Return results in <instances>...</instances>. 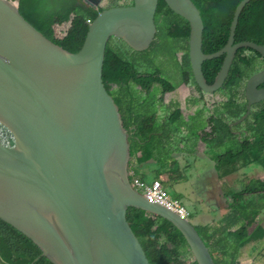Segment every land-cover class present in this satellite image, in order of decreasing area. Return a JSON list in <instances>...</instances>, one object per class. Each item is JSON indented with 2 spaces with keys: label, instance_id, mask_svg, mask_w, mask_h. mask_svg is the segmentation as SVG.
I'll return each instance as SVG.
<instances>
[{
  "label": "water",
  "instance_id": "water-1",
  "mask_svg": "<svg viewBox=\"0 0 264 264\" xmlns=\"http://www.w3.org/2000/svg\"><path fill=\"white\" fill-rule=\"evenodd\" d=\"M102 0H84L97 8ZM238 5L227 45L204 53L205 23L193 0H165L192 27L190 58L205 92L223 87L236 54L264 45L235 43ZM159 0H134L100 12L88 26L81 51L70 54L0 0V122L16 147L0 143V218L29 238L53 264H151L128 219L129 210L153 213L185 236L199 264H216L197 228L182 215L151 202L132 185L129 130L103 67L111 39L145 53L156 38ZM224 56L212 84L204 64ZM264 68L245 85L246 113L264 99Z\"/></svg>",
  "mask_w": 264,
  "mask_h": 264
},
{
  "label": "trees",
  "instance_id": "trees-1",
  "mask_svg": "<svg viewBox=\"0 0 264 264\" xmlns=\"http://www.w3.org/2000/svg\"><path fill=\"white\" fill-rule=\"evenodd\" d=\"M19 1L22 16L45 37L70 54L81 51L89 24L95 20L103 8L85 6L83 0H16ZM201 11L205 23L204 52L213 54L224 47L229 38L235 11L242 0H193ZM116 2L112 6L115 7ZM48 7V10L45 9ZM70 22L65 36L55 32L54 27ZM157 35L148 51L137 53L121 39H111L107 46L103 67V81L106 89L114 96L121 109L125 125L130 132L132 156L137 160L133 165L135 177L149 162L158 166L159 179L164 186L173 189V184L162 175L171 170L175 175H185L195 163L182 165L174 154H186L202 163L198 155L201 131L207 124L198 116L197 125L187 120L179 102H166L167 91H175L182 83L196 85L195 73L190 61L191 25L175 14L159 0L155 15ZM56 31H59L57 28ZM254 41L264 45V0H252L244 8L236 31L235 43ZM180 53L185 57L179 58ZM254 55H258L254 57ZM223 57L204 64L208 83L212 84L220 72ZM260 55L243 48L237 54L222 90L228 92L227 101L219 103L215 110L219 114L211 117L214 122L209 137H204L207 150L215 160L214 170L219 179L238 173L250 165L264 170V104L254 108L251 118L245 122L249 134L244 142L232 132L242 126L230 124L241 118L245 105L235 98L239 88L254 75L260 66ZM167 63L170 69H164ZM172 70H177L173 72ZM177 73V81L173 78ZM199 89L202 91L201 87ZM226 90V91H225ZM193 103L198 97H189ZM197 100V101H196ZM167 110L161 117L160 110ZM203 110V109H202ZM167 119V120H166ZM230 151L219 154L220 147ZM141 152V157L137 155ZM173 197L186 208L190 207L189 196ZM227 212L221 214L219 208H210L209 213L189 208V217L197 214V231L209 248L216 264H240L244 248L250 244L252 263L261 261L257 246L264 242V224L259 218L264 211V181L252 179L241 190L226 192ZM153 213L130 209L128 219L138 236L151 264H199L181 232L171 222ZM204 215L211 221H203ZM192 256H191V255ZM0 263L4 264H53L42 256V251L29 238L17 231L11 224L0 218Z\"/></svg>",
  "mask_w": 264,
  "mask_h": 264
},
{
  "label": "clouds",
  "instance_id": "clouds-1",
  "mask_svg": "<svg viewBox=\"0 0 264 264\" xmlns=\"http://www.w3.org/2000/svg\"><path fill=\"white\" fill-rule=\"evenodd\" d=\"M13 3H17V2H19V1H16L15 0V2H14V0H11ZM83 2H84V0H83ZM101 2H103V0L101 1ZM101 4V3H100ZM100 4H99V6L97 7V8H95V9H98V8H101L100 7ZM17 5H18V7L20 8V6H19V3H17ZM129 5V4H128ZM121 6V5H120ZM89 7V6H88ZM116 7V6H115ZM169 7V6H168ZM198 7V6H197ZM111 8V7H110ZM108 9V8H107ZM105 10V9H104ZM200 10V9H199ZM175 13V12H174ZM176 14V13H175ZM178 15V14H177ZM179 16V15H178ZM181 17V16H180ZM183 18V17H182ZM183 19H185V18H183ZM186 20V19H185ZM188 21V20H187ZM189 22V21H188ZM190 23V22H189ZM64 24H66V23H63V24H61V25H59L60 27H61V29L59 30V33H60V35H63V36H65L66 35V33H67V30L68 29H66L65 27H63L64 26ZM69 24H70V22H69ZM90 25V24H89ZM191 25V24H190ZM70 27H71V24H70ZM69 27V28H70ZM54 29H55V27H54ZM55 31H56V29H55ZM191 32H192V27H191ZM157 35V34H156ZM229 39V38H228ZM204 41H205V39H204ZM245 42V41H244ZM228 43V42H227ZM240 43V42H239ZM227 45V44H226ZM263 45V44H262ZM223 48V47H222ZM203 50H204V48H203ZM241 50H243V48H241ZM251 50H252V48H251ZM240 51V50H239ZM239 51H238V53H239ZM254 51V50H253ZM205 53V52H204ZM216 53V52H215ZM237 53V54H238ZM180 54H182V53H180ZM206 54V53H205ZM237 54H236V57H237ZM259 54V53H258ZM209 55V54H208ZM260 55V54H259ZM262 57V56H261ZM179 58H181V55H179ZM222 58V57H221ZM223 58H224V56H223ZM263 58V57H262ZM218 59H220V58H218ZM236 59V58H235ZM234 59V60H235ZM224 60V59H223ZM264 60V59H263ZM263 60L262 61H260L261 63H260V66H259V70L256 72V73H258V72H260V71H262L263 70V68H264V62H263ZM190 61H191V58H190ZM234 63V62H233ZM191 65H192V63H191ZM263 65V66H262ZM222 67V66H221ZM221 70V69H220ZM231 71V70H230ZM255 73V74H256ZM230 74V73H229ZM254 74V75H255ZM206 75V74H205ZM217 76V75H216ZM253 76V75H252ZM251 76V77H252ZM250 77V78H251ZM248 80V79H247ZM226 82V81H225ZM247 82V81H246ZM246 82H245V84H246ZM186 83H182V85H180L178 88H181V87H188V86H186L185 85ZM225 84V83H224ZM244 84V85H245ZM183 85H185V86H183ZM198 85V84H197ZM199 86V85H198ZM192 87H197L196 85H193ZM200 87V86H199ZM199 87H197L198 89H199ZM223 87H224V85H223ZM261 87V86H260ZM202 89V88H201ZM199 91L200 92H203L205 95H207V97H205V95L203 96V98H202V96H200V97H198V99H199V101H201V105L199 106V109H196V108H193V107H187V106H185V104H183L182 105V107H181V103L179 102V104H178V107L182 110V113H183V115H185V117L187 118V120H190L189 118L192 116L193 118H194V120H190V122H191V125H197V119H196V117H198V116H200V117H202V120H204V122L207 124V127L205 128V132L206 133H209L208 135H205V133H203V131H201L200 133H201V137H200V142H199V144H201L202 145V149H201V151L200 152H198L197 154L198 155H200L201 156V158H202V167H201V171H200V173H199V175L198 176H200L201 177V175H205L206 176V172H205V169H206V165L209 163V162H214L215 163V160L213 159V155L207 150V148H206V144L207 143H205V141H204V137H209L210 136V133L213 131V127H214V122H213V120H211V117L214 115V113H215V109H216V107L217 106H219V103H217V100H215L216 98L217 99H219V97H218V95L217 94H221L222 96H223V100L222 101H220V103H223V102H226L227 101V96L226 97H224V95H223V90H222V88H220V89H218V90H216V91H213V92H205V91H201L200 89H199ZM244 96H245V92H244ZM264 100V99H263ZM263 100H261V101H263ZM166 101V100H165ZM197 101V100H196ZM167 102V101H166ZM240 102H242L244 105H245V107H247V100H246V98H245V102H243V101H240ZM258 103V102H257ZM257 103H255V104H257ZM255 104H253L252 105V110H253V112L255 111V109H253V107L255 106ZM213 108V109H212ZM256 108V107H255ZM183 109H187V110H189V113L188 112H185V111H183ZM203 109V110H202ZM212 109V110H211ZM246 111H247V108H246ZM207 112H211L212 114L210 115V116H206V113ZM253 112L251 111V114H250V116H248L244 121H242L243 122V124L247 121V120H249L250 118H251V116H252V114H253ZM167 113H168V109L167 110H160V112H159V115L161 116V117H164V116H167ZM246 113V112H245ZM240 119V118H239ZM167 120V119H166ZM238 120V119H237ZM236 121V120H235ZM235 121H233L231 124H230V126L231 127H235L236 125H240L241 123H239V124H233ZM247 124L246 125H244V126H241L240 128H238V129H233L232 130V132L234 133V135H236L237 137H238V140L239 141H241V142H244L245 141V138L247 137V135L249 134V129H247ZM129 136H130V132H129ZM131 141V140H130ZM132 145V144H131ZM222 147H226V146H222ZM221 148V147H220ZM175 155V154H174ZM173 155V156H174ZM186 155V154H185ZM187 156V155H186ZM185 156V157H186ZM137 157H138V159L141 157V152L137 155ZM190 158V157H189ZM176 159V158H175ZM178 160V159H177ZM193 163H197V164H200L199 162H197V161H195L194 160V162ZM137 165V160H134V157L132 156V161H131V168H130V177H131V182H132V185H133V187L138 191V192H140V194L141 195H143V196H145L146 198H147V196H146V192H145V190L144 189H140V188H138L137 186H136V184H135V182H136V180L137 179H140V181H142L144 184H146V185H148V186H153L154 185V183H156V182H159L160 184H161V186H162V188L166 191V193L168 194V196H169V199L171 200H169V202H170V205L172 206V207H169V206H164V205H161V204H159V205H161V206H164V207H167L168 209H171V210H173L174 212H176V213H178V214H180L178 211H177V207L178 206H180V207H182L183 209H185L186 211H187V215H182L183 217H185L188 221H190L192 224H194L192 221H191V218L189 217V208H186V207H183V206H181L179 203H178V201L173 197V195H171L169 192V190L164 186V184H163V182L159 179V173H158V171H157V175L154 177V178H152L151 180L150 179H148V177H145V179H143L142 177H135L134 176V171L132 170V167H133V165ZM147 165V164H146ZM194 167H196V165H194ZM259 168V167H258ZM244 171V169H240L239 170V172L238 173H235V174H232V175H229V176H227V177H225V178H223V179H226V178H228V180H227V182H226V185H225V187H224V189H223V193H222V197H223V199L225 200V203H226V206H227V201H226V199H225V197H224V195H225V193L226 192H230V191H234V190H229V189H226V186H228V185H230V186H235V187H239V188H242L243 186H241V182H243V181H245L246 179H250V178H246V175L245 174H242V172ZM162 175H163V173H162ZM161 175V176H162ZM144 176V175H143ZM261 179L260 180H263L264 181V174L262 175V176H259ZM218 179H219V177H218ZM223 179H219L220 181L221 180H223ZM253 179V178H252ZM248 183L249 182H247V185H248ZM148 199V198H147ZM153 203H155V202H153ZM174 203L176 204V206L174 205ZM158 204V203H157ZM228 210V209H227ZM226 213V212H225ZM263 213V212H262ZM153 215V214H152ZM181 215V214H180ZM154 216V215H153ZM210 217V220H211V216H209ZM2 220H4V219H2ZM194 226L197 228V226H198V224H197V220H196V223L194 224ZM15 228V227H14ZM18 231V230H17ZM182 234V233H181ZM183 235V234H182ZM139 240V239H138ZM187 240V239H186ZM141 243V242H140ZM254 246V244L252 243V244H250L248 247H253ZM143 247V246H142ZM247 247V248H248ZM144 249V248H143ZM244 250H246V248H244L243 249V251ZM190 251H192L191 250V248H190ZM243 251H242V253H243ZM146 253V252H145ZM242 253H241V256H242ZM254 254H256V253H254ZM259 254H260V256H261V258H263L264 259V249H262V250H260L259 251ZM191 255V254H190ZM192 256V255H191ZM241 256H240V264H241Z\"/></svg>",
  "mask_w": 264,
  "mask_h": 264
},
{
  "label": "crops",
  "instance_id": "crops-1",
  "mask_svg": "<svg viewBox=\"0 0 264 264\" xmlns=\"http://www.w3.org/2000/svg\"><path fill=\"white\" fill-rule=\"evenodd\" d=\"M57 28L59 30L61 29L60 26L55 27L56 30ZM211 114H212L211 112H207L206 116H210ZM179 160H182L181 161L182 165L190 163L187 158H183ZM214 164H215L214 162H209L206 165L205 172H206L207 180L204 185L203 197L202 199H199V201H195L187 190L193 188L195 185L199 183L200 176L195 177L193 175H190L191 170L185 175L175 176L171 172V170H167V169L166 171L163 172L162 176L165 179H168L173 184V189L178 198H181L183 194H187L189 196L190 199L189 208H191L192 210L201 211L202 213H209L210 208L214 209L215 207H218L219 212L221 214H224L225 212L222 210V208L223 206H226V203L222 197V193L228 178L220 181L215 173ZM195 165L197 166L200 164L196 163ZM147 167H151L152 172L155 174V176L157 175L158 166L155 163L149 162L147 165H144L141 169L143 170L148 169ZM149 177L150 176H148V179H150ZM154 177L151 176V179ZM198 222L199 220H197V224ZM250 248L252 247H248L246 248V250L243 251L241 256V264H253L252 261H253V256H255V254L249 256L247 255L248 250ZM255 264H260V262H257Z\"/></svg>",
  "mask_w": 264,
  "mask_h": 264
},
{
  "label": "rangeland",
  "instance_id": "rangeland-1",
  "mask_svg": "<svg viewBox=\"0 0 264 264\" xmlns=\"http://www.w3.org/2000/svg\"><path fill=\"white\" fill-rule=\"evenodd\" d=\"M53 1H55V0H49L50 3L53 2ZM14 2H15V0H14ZM113 2H116L115 3L116 6H120V5L121 6H125V5L130 4L131 1L130 0H103V2H101V4H100V7L103 8V9H107V8L113 7L112 6ZM17 3H19V2H17ZM83 4L85 6H89L85 2ZM45 9L48 10V7H45ZM63 27H65L66 29H69V27H70L69 22L66 23V24H64ZM55 32L58 34V36H61L60 33H59V31H55ZM229 36H230V32H229ZM174 76H178V74H174ZM183 86H185V85H183ZM178 89L179 90L176 91L175 93L177 95V99H179V101L181 103V107H182L183 104L186 103V101H185L187 99L186 97H188L190 94H192V95H197L198 94L194 90V88H192V87H181V88H178ZM217 95H218L219 99L216 98L215 100H217V103H218V102L222 101L224 98H223V96L221 94H217ZM170 97L171 96H167L165 98V95H164V99L166 101H168V99ZM205 97H207V95H205ZM183 111L189 113V110H187V109H183ZM218 112H219V110H216L215 113H214V115L215 114H219ZM241 124H242V126H244L245 123L243 124V122H242ZM201 149H202V145L200 144L199 145V148H198V152H200ZM228 151H230V148H228V147H221L220 150H219V154H224V153H226ZM185 156H186L185 154H175L173 157L176 158V159H178V161L181 163L182 160H179V159H183V158H185ZM188 161L190 163H193L194 162V159L193 158H188ZM201 167H202V163H200V165H197L196 167H194L190 171V175H193V176L197 177L199 175L200 171H201ZM147 168L148 169H145V170L141 169V174L144 175L145 177L150 176L149 178L151 180V176L154 177L155 174L152 172L151 167H147ZM242 174H245L246 175V178H250V179H246L245 181L241 182V186H246L247 185V182H249L250 180H252V178L253 179H261L259 176H262L264 174V170L261 167L258 168V166L250 165V166L244 168V171L242 172ZM206 180H207V177L205 175H201V177L199 179V183L197 185H195L193 188H190V189L187 190L191 194V197L195 201H199V199H202L203 194H204L203 191H204V185H205ZM168 188H169V191H170L169 193L171 195H174V191L171 190L170 187H168ZM226 189L236 191V190H241L242 188L228 185V186H226ZM174 205L176 206L175 203H174ZM222 210L224 212H227V207L226 206H223ZM200 216H201L200 214H197L195 217L191 218V221L195 224L196 223V218L197 217H200ZM202 217H203V221L204 222L211 221L210 220V217L208 215H204ZM259 223L260 224H264V211H263V213L261 214V216L259 218ZM262 246H264V242H262L260 245H258L257 248L260 249V248H262ZM247 255L248 256L249 255H253L252 248H250L248 250ZM0 264H4V263H0ZM260 264H264V259L263 258H261Z\"/></svg>",
  "mask_w": 264,
  "mask_h": 264
},
{
  "label": "flooded vegetation",
  "instance_id": "flooded-vegetation-1",
  "mask_svg": "<svg viewBox=\"0 0 264 264\" xmlns=\"http://www.w3.org/2000/svg\"><path fill=\"white\" fill-rule=\"evenodd\" d=\"M131 2H130V4L129 5H131V4H133L134 3V0H130ZM181 55V58L182 57H185V55H183V53L182 54H180ZM258 55H254V57H257ZM263 60V58L261 57V55H260V59H259V61H262ZM263 62H264V60H263ZM263 66V65H262ZM164 69H165V71H166V69H170L169 68V66L167 65V63H164ZM173 72H177V70H172ZM175 74H177V73H175ZM178 76H179V74H178ZM169 77H171V78H173V82L174 81H177V76H172L171 74H169ZM182 85V84H181ZM186 86H188V87H192L193 85H189V84H185ZM246 85V84H245ZM245 85H243V86H241L240 88H239V92L236 94V96H235V98L237 99V100H239V101H243V102H245V96H244V92H245ZM261 87H264V83L261 85ZM192 88H194V87H192ZM179 89L177 88L175 91H167L166 93H165V98L167 97V96H171L169 99H168V101L167 102H169V103H172L173 101H178V102H180L179 101V99H177V95H176V91H178ZM194 90L198 93L197 95H192V94H190L188 97H186L187 99L185 100L186 101V103H185V106H187V107H193V108H196V109H199V106L201 105V101H197V102H195V103H193L192 101H190V100H192V99H188L189 97H191V96H193V97H200V96H202V98H203V96L205 95L203 92H200L199 91V89L197 88V87H195L194 88ZM226 91V90H225ZM220 94V93H219ZM223 95H224V97H226L225 95H228V92L226 91V93H223ZM264 104V100L263 101H260V102H258L257 104H255V106L253 107V109L256 107H259V106H261V105H263ZM252 112H253V110H252ZM0 143L2 144V145H4V146H6V147H9V148H14V147H16V140H15V136H14V134L11 132V130L7 127V126H5L4 124H2L1 122H0Z\"/></svg>",
  "mask_w": 264,
  "mask_h": 264
},
{
  "label": "built area",
  "instance_id": "built-area-1",
  "mask_svg": "<svg viewBox=\"0 0 264 264\" xmlns=\"http://www.w3.org/2000/svg\"><path fill=\"white\" fill-rule=\"evenodd\" d=\"M135 184L138 188L145 190L146 196L151 202H155V203H158L164 206L172 207L169 202L170 199H169L168 194L162 188L159 182L154 183L153 186H148L144 184L142 181H140V179H137ZM177 211L181 215H187V211L180 206L177 207Z\"/></svg>",
  "mask_w": 264,
  "mask_h": 264
}]
</instances>
